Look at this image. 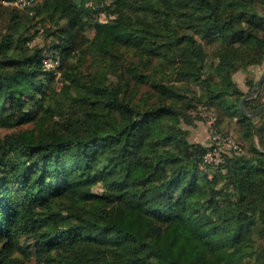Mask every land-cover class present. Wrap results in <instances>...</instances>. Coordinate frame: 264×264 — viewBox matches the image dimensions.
Returning <instances> with one entry per match:
<instances>
[{
  "label": "trees",
  "instance_id": "obj_1",
  "mask_svg": "<svg viewBox=\"0 0 264 264\" xmlns=\"http://www.w3.org/2000/svg\"><path fill=\"white\" fill-rule=\"evenodd\" d=\"M5 1L0 264H264V110L247 115L264 80L240 107L233 79L264 63V0ZM193 102L245 148L217 128L240 150L206 165L182 128Z\"/></svg>",
  "mask_w": 264,
  "mask_h": 264
},
{
  "label": "rangeland",
  "instance_id": "obj_2",
  "mask_svg": "<svg viewBox=\"0 0 264 264\" xmlns=\"http://www.w3.org/2000/svg\"><path fill=\"white\" fill-rule=\"evenodd\" d=\"M22 15L23 18L25 19L28 18L25 12L24 13L22 12ZM97 17L100 20H106L108 18H112L113 15L99 13ZM43 40H44L43 36L38 35L35 38V43H37L38 45H42ZM207 50H209V48ZM113 66L114 67L112 68L116 69V65ZM263 72H264V63L261 66H252L247 68L246 70L238 71L233 75V79L236 82L237 87L240 90H242L244 93L248 94L249 83L257 82L260 79ZM156 77L159 79H163V80L165 79L170 81L169 83L174 84L176 87L181 89V94H184L189 98L199 94V88L197 86L187 81L178 80V76L171 75L170 71L168 70L164 72L161 69L157 70ZM148 90H150L148 85L141 86L140 92L137 93V98L139 96H142V94ZM259 99L261 102L264 103V84L262 87H260ZM192 104H194V107L188 110V114H190V118L188 122L182 123V128L187 130V138L189 142L198 143L203 146H207L209 142V124L212 121L215 128H218L221 131H224L234 136L238 140V142H240L245 148L246 142L244 141V139L242 140L241 138L242 129L239 123H237L233 119L227 118L221 112H219L215 107H213V109L204 108L195 102H193ZM256 115H253L251 117L252 118L256 117ZM255 122H256V126H258L260 130V132L258 133L262 134V137H264V127L262 126L261 120L255 119ZM28 126L30 125H25L23 126V128H28ZM13 130L14 129L0 127V136L6 133H11ZM257 138L258 135L255 136L256 140Z\"/></svg>",
  "mask_w": 264,
  "mask_h": 264
},
{
  "label": "built area",
  "instance_id": "obj_3",
  "mask_svg": "<svg viewBox=\"0 0 264 264\" xmlns=\"http://www.w3.org/2000/svg\"><path fill=\"white\" fill-rule=\"evenodd\" d=\"M35 1L36 0H12L5 1L4 4L13 5L20 9H26ZM43 65L45 69L52 70L56 75H58L57 69L60 65V61L57 57L46 54L43 58ZM208 147V150L203 156V162L210 166L219 165L223 161L225 155L240 150L239 144L236 140L230 135H223L218 132L212 121L209 124Z\"/></svg>",
  "mask_w": 264,
  "mask_h": 264
},
{
  "label": "water",
  "instance_id": "obj_4",
  "mask_svg": "<svg viewBox=\"0 0 264 264\" xmlns=\"http://www.w3.org/2000/svg\"><path fill=\"white\" fill-rule=\"evenodd\" d=\"M263 80H264V73L261 75L260 79L257 81L255 87H254V88H253L248 94H246V95L242 98V100L240 101V107H242V106H241V102H242L244 99L250 97V96H251V95H252V94L258 89L259 85L263 82ZM262 110H264V105L261 106L260 108L256 109L254 112H252V113H250V114H247V115H248L249 117H251V116H253V115L258 114V113L261 112Z\"/></svg>",
  "mask_w": 264,
  "mask_h": 264
}]
</instances>
